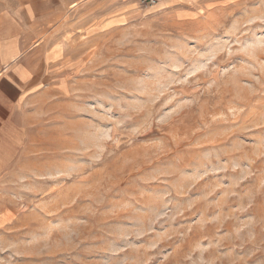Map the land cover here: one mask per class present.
<instances>
[{
    "label": "rangeland",
    "instance_id": "1",
    "mask_svg": "<svg viewBox=\"0 0 264 264\" xmlns=\"http://www.w3.org/2000/svg\"><path fill=\"white\" fill-rule=\"evenodd\" d=\"M0 76V264H264V0H0Z\"/></svg>",
    "mask_w": 264,
    "mask_h": 264
},
{
    "label": "crops",
    "instance_id": "2",
    "mask_svg": "<svg viewBox=\"0 0 264 264\" xmlns=\"http://www.w3.org/2000/svg\"><path fill=\"white\" fill-rule=\"evenodd\" d=\"M25 78L33 77L0 76V178H3L13 168L15 162L21 161L22 158L24 131L18 106L22 103L21 90L27 81ZM15 89L19 92L12 95Z\"/></svg>",
    "mask_w": 264,
    "mask_h": 264
},
{
    "label": "built area",
    "instance_id": "3",
    "mask_svg": "<svg viewBox=\"0 0 264 264\" xmlns=\"http://www.w3.org/2000/svg\"><path fill=\"white\" fill-rule=\"evenodd\" d=\"M142 1L146 4H155V3L159 2L160 0H142Z\"/></svg>",
    "mask_w": 264,
    "mask_h": 264
}]
</instances>
